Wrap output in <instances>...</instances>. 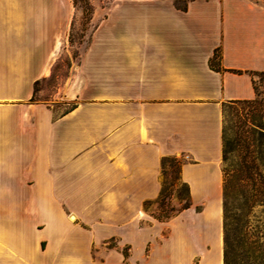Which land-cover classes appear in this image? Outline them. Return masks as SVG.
<instances>
[{
    "label": "crops",
    "instance_id": "crops-1",
    "mask_svg": "<svg viewBox=\"0 0 264 264\" xmlns=\"http://www.w3.org/2000/svg\"><path fill=\"white\" fill-rule=\"evenodd\" d=\"M102 9L74 104L56 115L33 96L61 56L74 0H0V264H224L223 107L256 97L264 0ZM173 156L191 194L183 212L201 209L194 229L179 213L165 236L145 202ZM111 238L118 249L95 262Z\"/></svg>",
    "mask_w": 264,
    "mask_h": 264
},
{
    "label": "rangeland",
    "instance_id": "rangeland-1",
    "mask_svg": "<svg viewBox=\"0 0 264 264\" xmlns=\"http://www.w3.org/2000/svg\"><path fill=\"white\" fill-rule=\"evenodd\" d=\"M112 1L77 0L76 15L71 30L66 36L61 56L52 64L50 75L40 79L35 85L33 99L48 104L54 109L56 115L66 112L74 104L71 92L76 84L81 57L98 19L104 14L102 8L109 6ZM255 78L262 98L259 108L255 109L253 105L242 102L225 104L223 107V130L229 140L228 149L230 150L227 159H223L222 162L223 170H227L224 183L226 194L224 195L223 192V225L226 222L227 234L235 248L233 256L237 264H263L264 262V187L260 185L264 176L255 173L256 167L252 168L250 174L244 167L247 148L243 138L245 136L260 138L258 133L252 132V127H264V114L260 109V107L264 108V74H257ZM252 144L248 149L250 157L246 159H255V156L258 157L259 152L264 150V145H261L259 140L255 142V145ZM181 162L182 159L176 156L163 159L161 192L156 199L147 200L150 203L145 202L147 213L163 222L162 231L165 236H168L171 231V226L165 223L178 214L170 218L166 215L175 213L187 202L189 196L191 197L188 187L180 178ZM257 162L261 164V161ZM196 209L200 210L201 207L183 212L184 209L180 212L188 220L189 229L196 227L194 220ZM213 214L214 212H211L208 216ZM147 223L143 221V225ZM224 236L223 226V240ZM118 247L116 238L96 245L93 250L94 261H104L109 250H116ZM123 251L126 255L129 254L127 247Z\"/></svg>",
    "mask_w": 264,
    "mask_h": 264
},
{
    "label": "trees",
    "instance_id": "trees-1",
    "mask_svg": "<svg viewBox=\"0 0 264 264\" xmlns=\"http://www.w3.org/2000/svg\"><path fill=\"white\" fill-rule=\"evenodd\" d=\"M77 0H74V4L75 6H77ZM211 66H213L214 68L220 69V64H219V59H218V54H215V56L211 59ZM256 74V73H254ZM264 74V73H263ZM255 88H256V97L253 99H248V100H236V101H232L231 103H236V102H242V103H247L250 104L251 106L253 105V108L257 109L259 108V105L262 102V98L260 97V93L257 89V86L255 84ZM260 109L262 110L263 114H264V108L260 107ZM70 110V109H69ZM67 110V111H69ZM66 111V112H67ZM261 126L258 127H252V132L253 133H258L260 138L255 139L252 138L251 136H245L243 138L244 141V145L247 148V153L245 154L244 157V167H246L247 169V173H251V170L253 167H256L257 170L255 171V173H258L260 176H264V150L260 151V155L258 157L255 156V159L251 158V159H246L248 157H250V150H248L251 146V143H253L252 145H255V142H257V140H259V143L261 145H264V130H262ZM254 141V142H253ZM228 144H229V140L226 138L225 132L223 130V159L226 160L227 159V154L229 153V149H228ZM249 152V153H248ZM165 159V158H164ZM261 161V164L257 161ZM259 169V171H258ZM224 179L226 181V175H227V170L224 169ZM185 185L188 187L189 193H190V189L189 186L185 183ZM260 185L264 187V180L260 181ZM226 194V184H224V195ZM146 203H150V201H147ZM192 206V201H191V197L189 196L187 202L179 209L177 210L175 213H171L170 215H166L167 218H170L172 216H175L177 214H179L181 211H183L184 209L190 208ZM224 231H225V236H224V264H237L233 254L235 253V248L232 245V243L230 242L229 236L227 234V230H226V222H224ZM264 264V262H263Z\"/></svg>",
    "mask_w": 264,
    "mask_h": 264
},
{
    "label": "bare ground",
    "instance_id": "bare-ground-1",
    "mask_svg": "<svg viewBox=\"0 0 264 264\" xmlns=\"http://www.w3.org/2000/svg\"><path fill=\"white\" fill-rule=\"evenodd\" d=\"M221 215H222V213H221Z\"/></svg>",
    "mask_w": 264,
    "mask_h": 264
}]
</instances>
